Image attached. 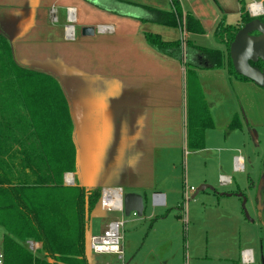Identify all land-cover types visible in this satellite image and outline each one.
<instances>
[{
	"label": "crops",
	"instance_id": "crops-1",
	"mask_svg": "<svg viewBox=\"0 0 264 264\" xmlns=\"http://www.w3.org/2000/svg\"><path fill=\"white\" fill-rule=\"evenodd\" d=\"M99 2L111 6L112 13L97 8ZM117 2L127 4L131 17L114 13ZM243 2L245 8L250 3ZM179 5L183 18L189 13L200 22L203 35L139 21L144 17L140 7L171 12L167 0H0V37L8 43L14 63L49 76L62 94L63 101L55 104L48 118L59 128L68 129L75 147V172L64 173L63 187L64 177L70 175L80 187L117 189L148 201L153 197L146 218L148 231L175 217L188 201L186 185L180 191L176 184L169 186V180L176 179L177 156L182 159L185 152H195L187 148L189 114L196 123L208 122L203 133V149L208 150V131L241 129L236 116L239 129H230L232 115L226 112V106L241 101L245 88L253 85L230 76L225 58L218 70L186 68L147 44L146 33L167 41L187 39L201 47L197 42L211 37L216 45L204 48L221 50L225 56V48L215 42L213 32L221 20L227 23L229 17L235 19L229 25L239 24L240 0H180ZM67 8L76 12L72 42L66 41L63 33ZM51 10L57 19L54 24ZM98 26L108 27L111 32L97 33ZM84 27L94 28V35L82 36ZM30 117L36 115L22 118L29 122ZM218 120L223 127H218ZM24 125L22 129L29 128L27 121ZM196 182L206 184V180ZM236 193L242 192L237 189L230 194ZM91 218L92 214L89 223ZM120 218L108 220L101 231L93 230L88 223V244L91 236L101 234L110 222ZM180 218L176 216V220ZM4 235L0 227V245ZM162 241L163 247L167 240ZM25 243L33 253L41 247L32 240ZM122 250V259L116 257L124 264L123 238ZM184 259L183 264H187ZM167 262L168 257H153V263Z\"/></svg>",
	"mask_w": 264,
	"mask_h": 264
},
{
	"label": "trees",
	"instance_id": "trees-1",
	"mask_svg": "<svg viewBox=\"0 0 264 264\" xmlns=\"http://www.w3.org/2000/svg\"><path fill=\"white\" fill-rule=\"evenodd\" d=\"M117 4L114 13L131 17L127 4ZM170 4L171 12L140 7L146 20L143 17L139 21L180 28L194 35L205 33L191 14L183 18L179 2ZM96 5L112 11L111 6L104 7L100 2ZM258 19L264 24V15ZM251 20L240 0L239 24L229 25L224 20L218 23L213 38L225 48V56L221 50L204 48L187 39L167 41L147 33L144 38L159 54L186 68L218 70L225 58L230 76L248 82L233 71L228 49L241 25ZM61 96L52 78L18 67L8 43L0 37V227L7 234L0 245L3 264H88L86 231L92 211L100 202L101 190L77 184L63 187L64 173L75 172L76 152L68 129L59 128L48 118L55 104L63 101ZM35 115L29 122L22 118ZM188 117L187 148L203 150L208 122L196 123L192 115ZM64 118L68 122L67 114ZM26 121L29 128L22 129ZM230 129H239L236 120ZM29 240L41 244L35 253L27 248L25 242Z\"/></svg>",
	"mask_w": 264,
	"mask_h": 264
},
{
	"label": "rangeland",
	"instance_id": "rangeland-1",
	"mask_svg": "<svg viewBox=\"0 0 264 264\" xmlns=\"http://www.w3.org/2000/svg\"><path fill=\"white\" fill-rule=\"evenodd\" d=\"M252 1L259 0H245ZM233 19L229 17L227 24H234ZM197 43L204 47L216 45L211 37ZM249 86L241 101L234 100L226 106V112L232 115L229 123L236 116L240 130L208 131V150L189 151L182 159L177 156L173 174L176 179L170 178L169 186L176 184L182 191L186 185L188 189L184 209L175 214L180 219L169 217L148 231L150 223L146 218L151 201L141 217L100 211L99 202L94 207L89 224L95 231H101L108 220L122 216L124 264H158L153 263L156 255L161 259L168 257L167 264H183L184 258L187 264H243L241 253L248 250L253 252L252 264H264V90ZM218 123V127H223L222 121ZM238 154L244 159V171L233 173L230 163ZM220 175L232 177L231 185H220ZM198 180H206V184L200 185L214 191L207 189L194 196L200 186L195 184ZM237 189L246 198V216L240 199L223 196ZM162 240H167L163 247ZM86 258L88 264H122L115 255L93 254L87 238Z\"/></svg>",
	"mask_w": 264,
	"mask_h": 264
},
{
	"label": "built area",
	"instance_id": "built-area-1",
	"mask_svg": "<svg viewBox=\"0 0 264 264\" xmlns=\"http://www.w3.org/2000/svg\"><path fill=\"white\" fill-rule=\"evenodd\" d=\"M169 3L180 0H167ZM247 13L250 18L255 19L264 15L263 1H252L246 6ZM66 25L63 27L64 39L68 42L75 40V24L76 12L73 8L66 9ZM52 23H56L57 19L54 17V10H51ZM97 33H109L111 29L104 26L96 28ZM187 154V152H185ZM233 173H241L244 171V159L238 154L233 157L232 165ZM232 177L227 175L219 176V183L222 186H230ZM65 186H73V177L67 175L64 177ZM192 190V189H191ZM193 191V190H192ZM100 209L105 212L123 213L122 192L117 189H102L100 196ZM122 228L123 221H113L108 224L106 229L98 235H93L89 238V248L93 254L96 255H115L120 260L123 257L122 250ZM241 262L243 264H252L253 256L250 251L241 253ZM0 264H3V258L0 253Z\"/></svg>",
	"mask_w": 264,
	"mask_h": 264
},
{
	"label": "water",
	"instance_id": "water-1",
	"mask_svg": "<svg viewBox=\"0 0 264 264\" xmlns=\"http://www.w3.org/2000/svg\"><path fill=\"white\" fill-rule=\"evenodd\" d=\"M264 2V0H262ZM81 35L90 37L94 35V28L84 27L81 29ZM228 56L233 71L240 77L245 78L256 87L264 90V69H259L254 65L260 62L264 67V24L258 18L243 24L235 34L233 41L228 49ZM211 190L207 185H200L194 193L196 196L199 192ZM226 197L234 195L241 199V209L244 215L246 212L244 206L246 198L242 193L223 194ZM193 196V197H194ZM148 200L143 196L134 193H123L122 204L125 214L133 213L141 217L145 210ZM153 201V197L150 198Z\"/></svg>",
	"mask_w": 264,
	"mask_h": 264
},
{
	"label": "flooded vegetation",
	"instance_id": "flooded-vegetation-1",
	"mask_svg": "<svg viewBox=\"0 0 264 264\" xmlns=\"http://www.w3.org/2000/svg\"><path fill=\"white\" fill-rule=\"evenodd\" d=\"M258 64H261V63H260V62H258L257 64H255V66H256V65H258ZM261 65H262V64H261ZM262 66H263V65H262ZM262 69H264V67H262ZM262 69H261V70H262Z\"/></svg>",
	"mask_w": 264,
	"mask_h": 264
}]
</instances>
